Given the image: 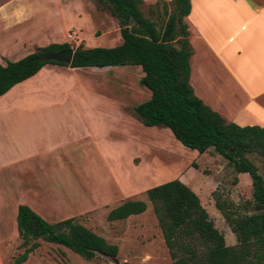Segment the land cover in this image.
Returning a JSON list of instances; mask_svg holds the SVG:
<instances>
[{"label":"rangeland","instance_id":"obj_1","mask_svg":"<svg viewBox=\"0 0 264 264\" xmlns=\"http://www.w3.org/2000/svg\"><path fill=\"white\" fill-rule=\"evenodd\" d=\"M64 3L65 0H0L2 63L48 44L55 35L63 36L61 43L72 50L78 45L112 47L120 42L118 21L97 0ZM154 3L142 2L139 9L157 25L162 24L166 19L162 3L167 12L172 5L170 0H158L157 6ZM149 8L154 11L149 12ZM75 12L79 13L75 16ZM21 40H25L23 45ZM142 74L139 66L122 65L82 67L73 75H65L64 80L71 86L69 101L53 102L51 112L76 114L77 118H68L66 137L60 138L59 147L19 163L0 165V264H15L23 251L15 225L18 204L29 206L49 223L73 218L115 244L116 257L131 264H171L145 196L149 187L174 178L180 180V176L201 189L204 204L205 198L219 196L240 212L250 210L247 202L251 186L246 173H235L226 159L211 148L197 153L182 146L167 128L141 125L133 108L149 96L139 84ZM49 95L55 101L64 92ZM15 107L12 101L0 103V112L11 114ZM3 125L1 122L0 153L4 157L11 150ZM248 157L264 179L261 157ZM128 199L144 201L146 210L108 221L107 212ZM205 207L225 244H234V235L220 213ZM36 241L37 248L19 264H113L102 255L85 260L62 245Z\"/></svg>","mask_w":264,"mask_h":264},{"label":"trees","instance_id":"obj_2","mask_svg":"<svg viewBox=\"0 0 264 264\" xmlns=\"http://www.w3.org/2000/svg\"><path fill=\"white\" fill-rule=\"evenodd\" d=\"M97 2L118 21L119 44L88 48L78 45L69 64L44 59L46 54L68 48L66 43H50L17 60H6L0 64V95L45 64L71 68L139 66L143 73L139 84L149 92L148 98L133 108L141 125L165 127L182 146L197 153L211 148L234 172L246 173L250 179L249 211L240 212L232 202L213 197L215 208L234 235L232 245L225 244L223 234L214 227L197 195L179 179L145 190L171 264H264V179L248 157L257 154L264 162V127L227 122L194 95L188 81L191 48L182 21L189 12V0H170L169 12L162 3L166 19L158 25L139 9L142 0ZM145 208L142 200H124L110 209L106 218L122 220ZM15 225L19 246L23 247L15 264L37 248V239L62 245L85 260L117 253L115 244L73 218L49 223L25 204L16 207Z\"/></svg>","mask_w":264,"mask_h":264},{"label":"crops","instance_id":"obj_3","mask_svg":"<svg viewBox=\"0 0 264 264\" xmlns=\"http://www.w3.org/2000/svg\"><path fill=\"white\" fill-rule=\"evenodd\" d=\"M155 1L142 0L144 3ZM182 21L186 24L191 48L188 81L194 95L227 122L264 127V0H189V12ZM56 36L48 44L61 43L63 36ZM19 43L23 45L25 40ZM5 61L2 63L0 59V64ZM77 69L45 64L0 95V103L7 105L12 101L16 106L11 114L0 112L6 144L11 150L4 157L0 153V165L19 163L59 147L60 138L66 137L68 118L71 115L77 118V115L52 113L51 105L69 101L67 93L71 86L64 78ZM51 92H64V96L53 101L47 97ZM179 178L187 186V181ZM188 186L206 212L205 206H210L217 213L213 199L205 198L204 204L201 189Z\"/></svg>","mask_w":264,"mask_h":264},{"label":"water","instance_id":"obj_4","mask_svg":"<svg viewBox=\"0 0 264 264\" xmlns=\"http://www.w3.org/2000/svg\"><path fill=\"white\" fill-rule=\"evenodd\" d=\"M73 50L71 48L62 49L57 52L49 53L44 56V59H52L58 62H63L65 64H69L72 57ZM104 256V255H102ZM109 258V260L113 264H120L121 261L116 256H105Z\"/></svg>","mask_w":264,"mask_h":264}]
</instances>
